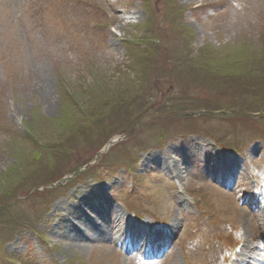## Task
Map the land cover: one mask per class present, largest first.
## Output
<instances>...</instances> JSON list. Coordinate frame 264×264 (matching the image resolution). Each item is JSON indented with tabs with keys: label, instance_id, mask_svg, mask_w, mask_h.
<instances>
[{
	"label": "rangeland",
	"instance_id": "374dc122",
	"mask_svg": "<svg viewBox=\"0 0 264 264\" xmlns=\"http://www.w3.org/2000/svg\"><path fill=\"white\" fill-rule=\"evenodd\" d=\"M215 154L264 198V0H0V264H233L264 212L207 175ZM116 202L171 230L163 259L64 248Z\"/></svg>",
	"mask_w": 264,
	"mask_h": 264
},
{
	"label": "bare ground",
	"instance_id": "6f19581e",
	"mask_svg": "<svg viewBox=\"0 0 264 264\" xmlns=\"http://www.w3.org/2000/svg\"><path fill=\"white\" fill-rule=\"evenodd\" d=\"M185 1H189V0H185ZM214 157L215 158L213 159V161L208 162V167H207L208 174L207 175L210 176L212 179H214L216 183H217V180H220L224 184L226 181L233 180L234 179L233 177L235 176V174L238 173V170H239V167L236 161L231 160V158L228 159L227 157L226 158L222 157L218 154H215ZM165 169L167 170L168 167H165ZM248 200H249V205H248ZM244 203L248 205V208L252 210V212L254 213V210H253V207L255 205L254 200L251 199V197L248 199L246 198V201ZM100 214H101L100 212L95 214L97 219L99 218L98 216ZM76 217H77L76 219L77 221L75 220L76 221L75 224H69L68 226L70 227L67 226V229H68L67 232L62 234V237L64 238V240H66L65 241L66 244L64 248L69 249L72 252H78V251L87 252L89 248H86L83 245L82 241L89 240L90 236H88V234L92 232L94 228L92 227L91 222L89 221L87 222L85 220V218L83 217V214H81L80 211L77 213ZM119 223H123L122 226L125 227L126 229L125 232L128 233V237H130L131 241L133 238H135V241L132 243V247L134 248L136 252L139 253L141 252V250L144 251L147 248L146 252H153L154 250H157L158 253H161L167 247L166 245L169 242V238H170L169 234L171 233L170 231L164 230L163 232H161L157 229L150 231L146 229L145 226H141V227L135 226V225L130 226L128 223L123 221V216L120 215V216H117V222L115 224V228L111 229V231H113L115 234L120 233L119 230L121 228L119 227ZM263 225L264 224H262V226ZM79 229H81L82 231H85L87 234L81 233V230ZM257 231L261 233V236L258 239V241L263 242V245H264V231L262 230V228L257 229ZM259 249L261 248L257 249L255 247V248H252L250 251L248 250L246 253H252L250 256H254V257L250 258L247 256V254H245L243 255L242 261H240L239 264H245L247 259L251 260L250 262L252 264H255V263L258 264L257 257L261 256V253H260L261 251ZM262 252H264V248Z\"/></svg>",
	"mask_w": 264,
	"mask_h": 264
},
{
	"label": "trees",
	"instance_id": "16d2710c",
	"mask_svg": "<svg viewBox=\"0 0 264 264\" xmlns=\"http://www.w3.org/2000/svg\"><path fill=\"white\" fill-rule=\"evenodd\" d=\"M149 50V49H148ZM89 99L91 98V97H88ZM96 100L95 99H93V100H91V101H86V103L84 104L85 106H87V113L86 112H84V109H79V118H80V120L81 119H83V118H86V119H89L91 116L90 115H93V113H90L91 112V110H90V108H93L91 105L92 104H96V102H95ZM83 105V106H84ZM81 114V115H80ZM90 114V115H89ZM73 120V119H72ZM74 121V120H73ZM89 121H91L90 119H89ZM68 123V126L66 127V128H64V130H67L69 133H72V131H71V126L69 125V124H71V123H69V122H67ZM73 123V122H72Z\"/></svg>",
	"mask_w": 264,
	"mask_h": 264
}]
</instances>
